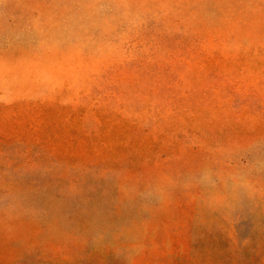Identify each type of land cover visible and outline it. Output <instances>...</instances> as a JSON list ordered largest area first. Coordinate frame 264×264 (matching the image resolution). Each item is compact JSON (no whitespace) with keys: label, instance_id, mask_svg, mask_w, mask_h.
<instances>
[{"label":"rangeland","instance_id":"374dc122","mask_svg":"<svg viewBox=\"0 0 264 264\" xmlns=\"http://www.w3.org/2000/svg\"><path fill=\"white\" fill-rule=\"evenodd\" d=\"M0 264H264V0H0Z\"/></svg>","mask_w":264,"mask_h":264}]
</instances>
